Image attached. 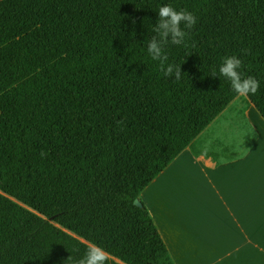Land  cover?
<instances>
[{"label": "trees", "instance_id": "trees-1", "mask_svg": "<svg viewBox=\"0 0 264 264\" xmlns=\"http://www.w3.org/2000/svg\"><path fill=\"white\" fill-rule=\"evenodd\" d=\"M164 5L197 17L166 48L179 81L147 53ZM229 56L264 121V0H0V264L93 244L106 264H175L140 194L238 98Z\"/></svg>", "mask_w": 264, "mask_h": 264}, {"label": "crops", "instance_id": "crops-1", "mask_svg": "<svg viewBox=\"0 0 264 264\" xmlns=\"http://www.w3.org/2000/svg\"><path fill=\"white\" fill-rule=\"evenodd\" d=\"M234 102L221 116L238 119L219 123L229 141L205 151L203 135L140 194L175 264H264V121ZM238 137L249 140L242 150Z\"/></svg>", "mask_w": 264, "mask_h": 264}, {"label": "clouds", "instance_id": "clouds-1", "mask_svg": "<svg viewBox=\"0 0 264 264\" xmlns=\"http://www.w3.org/2000/svg\"><path fill=\"white\" fill-rule=\"evenodd\" d=\"M158 15L159 19L153 27L155 35L148 41L147 53L153 61L158 62V69L165 77H174L179 81L183 75L181 65L168 62L166 48L169 45L187 46L186 40L190 39L191 30L197 23V17L185 9L176 10L171 5L161 6ZM133 23H135L134 20ZM244 54H250V50H244ZM241 68L242 60L237 56H229L223 58L219 73L230 81L231 88L238 97L255 95L260 89L259 81L250 75L245 77L240 71ZM211 76L216 77V72L213 71ZM44 155L46 154L42 152L41 156ZM107 256L103 248L93 244L87 248L82 258L74 261V264H106ZM70 259L72 258L69 257L68 260Z\"/></svg>", "mask_w": 264, "mask_h": 264}, {"label": "rangeland", "instance_id": "rangeland-1", "mask_svg": "<svg viewBox=\"0 0 264 264\" xmlns=\"http://www.w3.org/2000/svg\"><path fill=\"white\" fill-rule=\"evenodd\" d=\"M239 98H241V99H243V100H245V98L244 97H239ZM235 107V102L232 104V106H231V108L229 109V110H231V109H233ZM228 110V111H229ZM224 115H227V114H224ZM223 115L221 116V115H219L194 141H193V143L191 144V146H190V148L192 147H196V142L198 141V140H200L202 137H203V135H207L208 136V138H209V140L207 141V144L205 145V148H207V150H209V151H213V144H212V141L213 140H215V139H218L219 141L221 140L220 138H228L227 140L229 141L230 140V138L232 137V134H229V135H221V132H220V127H219V123H221L222 125H223V127H226V126H228V122L229 121H231V122H233V121H235L236 119H238L237 117L238 116H230L229 117V120H227V121H223L224 119H223ZM253 127V130H252V132L254 131V133L255 134H257L258 136H259V132L257 131V129L254 127V126H252ZM246 138H248V137H246ZM246 138H244L243 140L241 139V138H237V141H238V143H237V146H236V149H238V150H242V149H244V147H245V144L246 143H248V139H246ZM252 138H253V136H252ZM197 148H198V146H197ZM198 151H202L201 149H198ZM224 152H226V150L224 151Z\"/></svg>", "mask_w": 264, "mask_h": 264}, {"label": "water", "instance_id": "water-1", "mask_svg": "<svg viewBox=\"0 0 264 264\" xmlns=\"http://www.w3.org/2000/svg\"><path fill=\"white\" fill-rule=\"evenodd\" d=\"M133 204L137 207H142V203L139 198L134 199Z\"/></svg>", "mask_w": 264, "mask_h": 264}]
</instances>
